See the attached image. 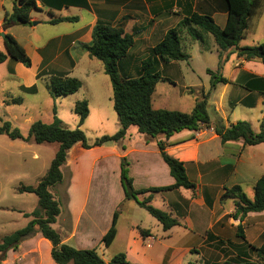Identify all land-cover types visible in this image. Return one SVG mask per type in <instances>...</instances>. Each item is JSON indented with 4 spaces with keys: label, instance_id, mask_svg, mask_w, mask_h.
<instances>
[{
    "label": "crops",
    "instance_id": "0c3cea01",
    "mask_svg": "<svg viewBox=\"0 0 264 264\" xmlns=\"http://www.w3.org/2000/svg\"><path fill=\"white\" fill-rule=\"evenodd\" d=\"M6 2L10 4V10L5 7ZM14 4L15 0H0V34L11 35L31 61V66L26 69L19 63L14 64L12 67L15 75L7 72L6 76L7 79L19 81L18 87L25 88L35 84L39 78V70L47 69L49 65L59 67L70 63V68H74L80 61L76 57L90 61L91 58L82 49V45L91 41L92 28L97 23L120 27L124 34L132 36L134 44L118 66L119 71L121 69L126 76L135 77L132 73L136 74V69L132 71L131 64L137 66L142 51L151 50L182 19L193 13L207 15L221 28L225 25L227 16L224 0H35L36 9L30 13V25L12 24L8 29H2L3 16L12 12ZM73 17L76 18L74 22L49 24L51 20ZM49 32L54 35L48 38L46 34ZM190 42L193 43V40L190 39ZM262 42L264 6L248 21L245 36L239 42L238 48L251 47ZM0 51H4L1 37ZM202 51L216 56L217 71L222 72L220 75L228 82L218 83L213 89H209L206 108L209 111L213 107L214 114L209 119L207 128L182 131L169 138L161 136L153 139L139 134L131 126L118 142L89 150L76 144L67 152L65 164L62 166L70 174L63 182L65 185L62 196L65 203L63 207L59 205V214L51 225L62 244L76 250H95L105 264L117 253H123L128 264H187L191 260L189 255L193 254V249L199 250L194 254L203 264H222L225 261L237 263L243 260L264 264V260L257 258L255 252L249 249V246L257 248L264 242V211L248 213L239 222L231 218L234 211L233 201H220L225 188L239 186L245 195L247 190H253L256 181L264 175V143L245 146L242 140H238L222 144L213 130L216 116L219 120L226 121L225 127H228L231 125L228 117L239 107L247 116H252L249 111H255L253 117L260 113L254 119L258 124V131L252 128L249 119H245L254 133L259 132L260 123L264 121V85L253 88L251 82L253 79L264 80V64L258 60L246 61L238 57L234 50H229L222 53L227 59L218 68L219 50L211 37L209 49L202 48ZM7 61L8 59L0 66L4 65L6 68L9 65ZM173 63L177 62L167 65ZM19 72L28 74L30 81L24 82ZM182 88L191 87L182 85ZM225 102L232 107L230 113L222 110ZM235 123L236 121L232 124ZM117 128L116 125L115 132ZM159 141L165 145L168 155L184 164L188 180L196 187L194 192L187 194L181 193L182 189L151 194V203L158 198L164 208L162 210L176 219L179 226H183L185 232L181 237L186 239L184 245L178 247L171 244L175 228L179 226L163 231L156 221L162 232L155 236L149 229L130 221L128 228L123 231L120 229L122 217L118 212L115 237L111 245L105 248L102 239L110 228L113 214L117 212L118 202L130 201L125 200L120 183L122 158L127 162L128 175L136 190L173 185L174 180L159 155ZM31 143L33 142L10 140L8 146L25 150L31 147ZM31 154L36 161L37 152ZM137 177L145 182L144 187H136ZM102 195L110 202L114 200L111 208L113 210L104 218L101 217L100 209ZM145 195L144 198L149 196ZM181 198L186 200V206L193 208V222L190 219L191 212L185 213L178 208ZM89 201L92 203L90 206ZM134 206L140 208L135 202ZM238 225L243 227L244 241L236 236ZM140 230L147 231V236H142ZM156 230L158 232L159 228ZM121 242L125 245L121 252L106 254L107 250ZM160 242L161 248H156ZM1 264H54L51 245L40 234H36L23 241L16 250L7 251Z\"/></svg>",
    "mask_w": 264,
    "mask_h": 264
},
{
    "label": "trees",
    "instance_id": "16d2710c",
    "mask_svg": "<svg viewBox=\"0 0 264 264\" xmlns=\"http://www.w3.org/2000/svg\"><path fill=\"white\" fill-rule=\"evenodd\" d=\"M224 1L227 6V16L223 27L217 26L210 16L193 13L182 19L175 28L168 30L163 39L151 49V55L154 59H159L163 64L187 62L190 57L182 50L180 39L184 31L191 40L200 43L204 50L209 49V37L212 38L213 43L219 50L218 68H221L227 59L222 56V53L229 50H234L238 57L246 61L258 60L264 64V42L251 47L238 48L239 42L245 36L248 21L262 8L264 0ZM35 9V0H15L12 12L10 14L5 13L3 16L2 29H8L12 24L30 25V13ZM74 21H76L75 17L60 18L51 20L49 24ZM2 39L4 51L0 52V64L10 59L20 63L25 68H29L31 61L22 46L9 34H5ZM133 44L132 36L124 34L122 28L97 23L92 28L91 41L86 45H82V49L87 52L90 58L101 62L103 72L111 83L112 109L117 117L118 126L113 135L102 136L92 143L87 141L84 133L80 130V126H82L88 115L85 101L77 102L74 106V113L78 116V126L74 130L66 128L56 118L55 111L52 123L45 124L40 121L32 123L26 137L21 135L17 129H12L9 123H4L0 127V135H5L13 141L20 140L26 143L32 141L38 145L58 144V149L47 172L37 185L35 187L21 186L17 190L21 194L35 195L37 208L31 213L22 214L24 218L29 219L24 228L0 238V264L5 260L7 251L16 250L23 241L34 237L36 234H40L43 239L50 243L51 258L54 264H105L95 250H76L62 244L59 235L51 227L59 214V205L50 194L49 188L62 182L61 167L65 164L67 152L76 144H79L84 150H89L107 143L118 142L125 136L127 129L131 126L135 127L139 134L155 139L161 136L169 138L185 130L198 131L201 125L208 126L210 123L205 97L196 102L190 113L153 108L152 96L157 83L161 79V76L155 70L153 57H147L141 61L140 72L136 77L120 76L118 64L127 56ZM206 72L211 78V89L218 83H228L219 71H216L219 74L210 70ZM262 84L264 85L263 79H253L251 82L253 88H258ZM46 88L52 98L65 97L79 91L81 82L76 78L57 76L51 78ZM247 89L249 88L247 87ZM30 90L23 89L25 92H31ZM11 103L21 104L22 99H11ZM213 130L222 144L238 140H242L245 146L264 143V121L260 123L258 133H254L250 124L245 121H238L225 127L222 125L221 120H216ZM157 147L161 159L166 164L169 174L174 180L172 186L135 190L132 187V180L128 176L125 158H122L120 162V183L125 200L134 201L159 223L163 231H168L179 226V223L169 213L151 205V194L179 189L194 192L196 187L188 180L184 164L168 155L165 151L166 147L161 141L157 142ZM253 191V198L248 199L239 186L224 189L220 201H233L232 219L242 222L248 213L264 211V175L256 181ZM145 194H149V196L143 200H138V196ZM117 219L118 212H115L110 228L102 239L105 248L111 245L115 237ZM139 232L142 236L148 234L147 231L143 230ZM236 236L244 241L241 225L236 228ZM249 249L255 252L257 258L264 260V242L257 248L249 246ZM108 264H128V262L126 256L119 253L113 256ZM187 264L195 263L189 262ZM222 264L255 263L243 260L237 263L225 261Z\"/></svg>",
    "mask_w": 264,
    "mask_h": 264
},
{
    "label": "rangeland",
    "instance_id": "374dc122",
    "mask_svg": "<svg viewBox=\"0 0 264 264\" xmlns=\"http://www.w3.org/2000/svg\"><path fill=\"white\" fill-rule=\"evenodd\" d=\"M264 6V5H263ZM7 9H11L8 2L5 3ZM54 33H47L46 37H51ZM181 47L182 50L189 55L187 62H177L168 66L154 59L151 55V50L147 52L144 50L137 60V66L131 64L132 71L136 69V74L132 73L135 77L140 72V63L147 57H153L155 70L161 76V79L155 87L153 94V107L161 110L177 111L180 113H190L197 101L205 97L207 99L210 93V75L207 70L217 71V58L214 54L202 51L200 43L193 41L184 33L181 34ZM3 52V51H0ZM223 56V55H222ZM79 65L70 68L67 63L64 66L49 65L47 69H41L38 72V80L29 88L21 87L17 84L15 79H7L8 74L15 75L13 65L17 62L8 59L6 68L0 66V127L4 123H9L12 129H17L21 135L27 136L29 126L37 121L45 124H50L55 116L61 123L69 130H74L78 126V116L74 113V106L77 102L85 101L87 103L88 115L80 126V130L84 133L89 143L102 136H111L115 133L117 125V117L112 109V88L109 78L103 72V66L98 60L91 58H78ZM82 59V60H81ZM9 62V63H8ZM3 64V63H2ZM20 64V63H19ZM1 65V64H0ZM26 69L25 67H23ZM8 72V74H7ZM119 74L121 77L126 74L120 69ZM219 74V73H218ZM222 74V72H220ZM20 78L24 82L30 81L28 74L19 72ZM17 76V75H16ZM68 77L76 78L81 82V88L73 95L65 97L52 98L47 91V84L52 77ZM15 78V77H14ZM173 81V82H172ZM182 85H188L191 88L183 89ZM31 89V92H25L23 89ZM213 93H211L212 96ZM21 98V104H12L11 99ZM89 103V106H88ZM213 108V107H212ZM212 108L207 111L209 119L213 118ZM232 107L228 103L222 104V110L230 113ZM247 116L241 108H237L234 114L228 117L229 124L235 121H251L252 128L258 129V124L255 123V116ZM221 113V112H219ZM260 113L257 114L259 116ZM248 117V118H247ZM219 120L218 117L213 120V125ZM223 126H227V122L222 121ZM207 128L201 126V130ZM258 131V130H257ZM106 132V133H105ZM191 132V131H184ZM105 133V134H104ZM10 140L5 135H0V238L10 235L13 232L22 229L26 226L29 219L22 216L23 213H31L37 208V198L29 193H17L21 186L35 187L39 180L47 172L50 162L53 159L57 149V143L35 144L31 143V147L25 150H20L18 147H9ZM20 144V143H13ZM37 152V160L32 159V152ZM61 173L63 179L61 183L56 184L49 188V192L53 199L63 207L65 199L62 196L64 183L68 177V169H62ZM129 176V175H128ZM138 178V177H137ZM141 181V182H140ZM136 187H144L145 182L141 178L136 179ZM132 187H135L132 184ZM136 190V189H135ZM181 193H189L188 190H180ZM253 190H247L248 199L253 198ZM146 195L138 196L142 200ZM92 200V199H91ZM160 200L156 198L155 202L151 205L157 209H164ZM118 202V201H117ZM186 200L181 198L178 208L182 212H191V221L193 222V208L186 206ZM114 200L109 201L102 195L100 199V209L102 216L106 217L112 210ZM92 203L89 201L88 206ZM117 212H120L121 222L120 229L128 228L130 221L140 225L142 228L149 229L154 235L159 236L161 227L156 223L144 209L134 206V201L120 203L118 202ZM132 210V211H131ZM163 211V210H162ZM187 211V212H186ZM184 214V213H183ZM181 222H183L181 220ZM159 228L157 232V228ZM171 244L178 247L184 245L186 239H182L184 234L183 226L175 228ZM176 234V235H175ZM123 235V234H122ZM121 235V236H122ZM210 236V235H209ZM158 241V237H156ZM157 245L156 248H161ZM125 245L117 243L115 247L106 251L107 255H112L115 251L121 252ZM156 250V249H155ZM199 251L193 249L189 257L195 264H203L200 258L194 253ZM222 252L220 249H216ZM117 253V252H116ZM118 254V253H117ZM116 255V254H115ZM187 256H185L186 258ZM184 258V259H185ZM214 264V263H212Z\"/></svg>",
    "mask_w": 264,
    "mask_h": 264
},
{
    "label": "water",
    "instance_id": "95a60500",
    "mask_svg": "<svg viewBox=\"0 0 264 264\" xmlns=\"http://www.w3.org/2000/svg\"><path fill=\"white\" fill-rule=\"evenodd\" d=\"M33 25H36L35 23H32ZM3 34L0 35L1 38H3ZM212 114H214L213 110H212Z\"/></svg>",
    "mask_w": 264,
    "mask_h": 264
},
{
    "label": "built area",
    "instance_id": "2783aa9c",
    "mask_svg": "<svg viewBox=\"0 0 264 264\" xmlns=\"http://www.w3.org/2000/svg\"><path fill=\"white\" fill-rule=\"evenodd\" d=\"M202 126V125H201Z\"/></svg>",
    "mask_w": 264,
    "mask_h": 264
}]
</instances>
